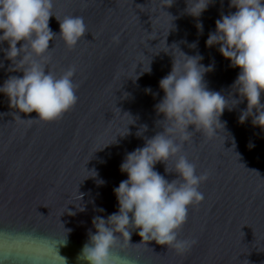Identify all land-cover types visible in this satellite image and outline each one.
Instances as JSON below:
<instances>
[{"label":"water","instance_id":"obj_1","mask_svg":"<svg viewBox=\"0 0 264 264\" xmlns=\"http://www.w3.org/2000/svg\"><path fill=\"white\" fill-rule=\"evenodd\" d=\"M185 8L186 0H174L163 10L161 0H54L55 16H81L87 28L72 49L59 36L49 42L51 71L59 76L76 67L78 100L58 120L27 122L13 114L18 110L0 93V264H65L61 257L66 264H82L77 256L88 231L95 232L93 217L118 212L113 189L128 178L120 171L126 154L163 131L162 122L157 123L163 116L154 106L164 96L159 81L171 71L172 55L180 57L178 48L203 56L205 66L214 64L204 77L207 86L231 103L228 94L240 69L230 66L219 45L207 47L206 40L221 14L236 9L229 0H214L199 18V33L197 20ZM166 12L176 17L173 28ZM55 16L49 27L59 34ZM194 42L197 47L190 48ZM7 47V42L0 44V49ZM0 62V86L9 75L22 76L7 71L11 62L2 50ZM149 64L151 71L142 72ZM246 107L245 100L232 111L225 109L220 118L225 129L212 138L189 126L193 134L183 153L208 179L199 187L204 199L189 207L179 238L196 244L178 255L155 241L139 244L141 237L133 231L130 245L121 240L115 249L118 256L137 264H264V130L254 127L251 118L239 123ZM18 114L37 118L35 112ZM144 125L147 131L138 137ZM164 169L162 163L155 165L167 180L177 178ZM93 170L96 177H91ZM66 235L67 245L58 244Z\"/></svg>","mask_w":264,"mask_h":264},{"label":"clouds","instance_id":"obj_2","mask_svg":"<svg viewBox=\"0 0 264 264\" xmlns=\"http://www.w3.org/2000/svg\"><path fill=\"white\" fill-rule=\"evenodd\" d=\"M213 2L186 0L184 13L197 20L195 26L199 33L203 32L199 18ZM173 3L174 0H161L162 10L172 7ZM53 4L54 0H0V44H8L6 49L0 50L4 52V59L11 62L7 71L22 73V76L9 75L0 86V93L8 98L11 109L18 110L13 114L21 121L58 120L78 100V85L73 82L76 67H68L59 76L51 71L48 67L51 60L49 42L59 36L66 47L72 49L87 33V28L81 16L63 19L55 16ZM229 7L236 11L221 14L215 21V31L208 35L206 46L219 45L220 54L230 60V66L240 69L231 85L234 91L228 94L231 103L222 92L209 90L207 86L204 77L214 70V64L205 66L201 63L203 56H189L173 44L180 57L172 55L171 71L159 81L164 96L154 106L157 115L163 116V120L157 121L162 122L163 131L145 138L143 147L126 154L120 171L127 173L128 178L113 189L118 212L107 218L93 217L95 232L88 231V239L77 256L82 264H114L117 259L121 264H137L136 260L115 252L121 240L130 245L133 231L141 237L139 244L155 241L178 255L188 252L196 240L181 239L179 232L188 220L189 207L203 201L199 187L208 179L207 173L197 174L196 165L183 153L184 143L193 134L188 131L189 126L212 138L218 129H225V122L220 119L225 109L232 111L246 100L247 107L241 110L239 123L251 118L254 127L264 130V103L261 102L264 93V0H229ZM166 13L172 18L173 28L172 21L176 17ZM53 16L59 23V34L49 27ZM113 40L118 42L119 36H114ZM189 47L195 49L197 43ZM150 71L149 64L147 71L142 72ZM146 92L150 93L151 89ZM33 112L37 113L35 119H21L18 114ZM141 129L136 133L138 137L147 131V125ZM170 160L174 162L171 167ZM157 163L164 164L165 173H176L177 178L167 180L155 170ZM92 172L91 177H96L97 173ZM58 244L66 246L67 235ZM61 258L66 264V259Z\"/></svg>","mask_w":264,"mask_h":264}]
</instances>
